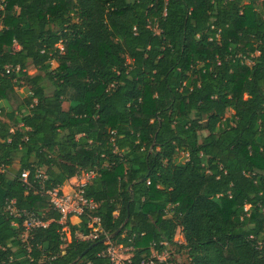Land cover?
<instances>
[{"label": "trees", "instance_id": "trees-1", "mask_svg": "<svg viewBox=\"0 0 264 264\" xmlns=\"http://www.w3.org/2000/svg\"><path fill=\"white\" fill-rule=\"evenodd\" d=\"M0 116V264H112L43 194L88 169L135 264H264V0H0Z\"/></svg>", "mask_w": 264, "mask_h": 264}, {"label": "built area", "instance_id": "built-area-1", "mask_svg": "<svg viewBox=\"0 0 264 264\" xmlns=\"http://www.w3.org/2000/svg\"><path fill=\"white\" fill-rule=\"evenodd\" d=\"M11 66H6V72L9 73L13 70ZM19 69V67H17ZM30 172L24 170L20 179L27 186L28 189L34 188L29 180ZM98 175L97 170L88 169L78 172L74 176V182L68 190H65L62 186L48 189L43 194L48 197V201L51 207L59 212L61 218L59 223L62 225L61 233H65L64 238L71 239L70 225L69 223L73 218H80L83 215L88 216V227L90 231L87 234L78 233V236L84 240H95L105 236L106 249L101 255L110 259L112 264H135L133 261V247L125 244H118L114 242L108 233L104 230L102 225V219L100 216L94 215L93 211L98 207V203L95 199L87 196L86 187L94 180ZM37 178L44 179L46 174L43 170H39ZM73 178V177H72ZM151 181H148L150 184ZM6 209L11 212L17 218H23V232L21 238L23 241H27L31 232L37 228L47 227L52 220L44 219L38 216L36 213L28 210H19L16 207V200H6ZM248 209V206L245 207ZM116 213V212H115ZM18 221L13 222L15 226H18ZM171 258V252L165 250L161 253L153 251L152 257L148 261H142L138 264H154L155 259L161 262H168Z\"/></svg>", "mask_w": 264, "mask_h": 264}, {"label": "rangeland", "instance_id": "rangeland-1", "mask_svg": "<svg viewBox=\"0 0 264 264\" xmlns=\"http://www.w3.org/2000/svg\"><path fill=\"white\" fill-rule=\"evenodd\" d=\"M261 2V1H260ZM40 72L36 69V68H34V67H30L29 68V76L30 77H34V76H36L37 74H39ZM20 90H22V88L20 89ZM65 106L67 107L68 106V103H66L65 104ZM0 119H1V116H0ZM204 134H206V133H204ZM48 190V189H47ZM46 190H44V192H45ZM76 221V220H75ZM179 233H177V235H178ZM177 235H176V237H177ZM67 240H69V238H68V235H67ZM172 248V250H171V252H172V257L175 259V260H177L178 262H180V263H182V264H188L189 263V259H188V257H187V254H185V252H181V253H179L178 251H177V249H176V247L175 246H172L171 247Z\"/></svg>", "mask_w": 264, "mask_h": 264}, {"label": "crops", "instance_id": "crops-1", "mask_svg": "<svg viewBox=\"0 0 264 264\" xmlns=\"http://www.w3.org/2000/svg\"><path fill=\"white\" fill-rule=\"evenodd\" d=\"M75 180H74V177L73 178H71V179H69L62 187L65 189V190H68L69 188H70V186H71V183H73ZM76 220V221H75ZM71 223H73V224H77V223H79V218H73L72 220H71ZM71 239H69V241H70ZM176 241H179V242H184V237H183V234L182 233H180L179 232V234L177 235V237H176ZM16 255H17V257L18 258H23V253L21 252V250H18V249H16Z\"/></svg>", "mask_w": 264, "mask_h": 264}]
</instances>
